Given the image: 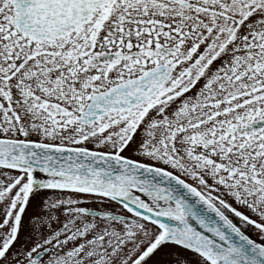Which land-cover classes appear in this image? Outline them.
Instances as JSON below:
<instances>
[{"label":"snow or ice","instance_id":"obj_1","mask_svg":"<svg viewBox=\"0 0 264 264\" xmlns=\"http://www.w3.org/2000/svg\"><path fill=\"white\" fill-rule=\"evenodd\" d=\"M0 264H264V0H0Z\"/></svg>","mask_w":264,"mask_h":264}]
</instances>
